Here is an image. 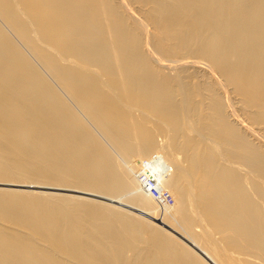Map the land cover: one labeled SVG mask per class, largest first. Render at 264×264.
Returning <instances> with one entry per match:
<instances>
[{"label":"bare ground","instance_id":"6f19581e","mask_svg":"<svg viewBox=\"0 0 264 264\" xmlns=\"http://www.w3.org/2000/svg\"><path fill=\"white\" fill-rule=\"evenodd\" d=\"M0 264H264V0H0Z\"/></svg>","mask_w":264,"mask_h":264},{"label":"built area","instance_id":"2783aa9c","mask_svg":"<svg viewBox=\"0 0 264 264\" xmlns=\"http://www.w3.org/2000/svg\"><path fill=\"white\" fill-rule=\"evenodd\" d=\"M140 179L143 181L147 190H149L154 197L167 204H173V196L160 189L157 179L151 174V172L142 171L140 173Z\"/></svg>","mask_w":264,"mask_h":264},{"label":"rangeland","instance_id":"374dc122","mask_svg":"<svg viewBox=\"0 0 264 264\" xmlns=\"http://www.w3.org/2000/svg\"><path fill=\"white\" fill-rule=\"evenodd\" d=\"M160 137H163L162 135H158V139L161 140L162 138ZM171 194V193H170ZM173 196V195H172Z\"/></svg>","mask_w":264,"mask_h":264}]
</instances>
